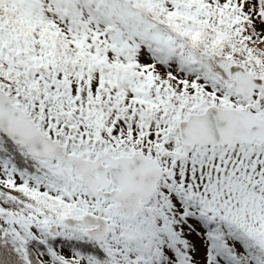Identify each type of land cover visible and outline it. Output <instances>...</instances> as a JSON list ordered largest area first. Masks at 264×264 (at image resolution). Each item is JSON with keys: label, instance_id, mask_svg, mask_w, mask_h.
Here are the masks:
<instances>
[{"label": "snow or ice", "instance_id": "1", "mask_svg": "<svg viewBox=\"0 0 264 264\" xmlns=\"http://www.w3.org/2000/svg\"><path fill=\"white\" fill-rule=\"evenodd\" d=\"M0 264H264V0H0Z\"/></svg>", "mask_w": 264, "mask_h": 264}]
</instances>
